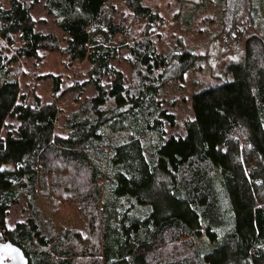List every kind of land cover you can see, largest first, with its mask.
Returning <instances> with one entry per match:
<instances>
[{
  "label": "trees",
  "instance_id": "trees-1",
  "mask_svg": "<svg viewBox=\"0 0 264 264\" xmlns=\"http://www.w3.org/2000/svg\"><path fill=\"white\" fill-rule=\"evenodd\" d=\"M40 1L0 2V135L8 117L19 122L0 139V241L29 264H264V39L249 37L233 79L194 93L184 134L165 139L176 119L159 90L195 54L161 50L153 7L123 0L126 13L105 21L110 0H45L59 38L35 29ZM123 50L128 81L112 63ZM52 53L90 65L93 93L64 113L22 92ZM54 75L52 92L63 82ZM62 152L73 165L64 184ZM60 186L81 229H56L37 209L40 193L61 201ZM21 197L29 216L8 229Z\"/></svg>",
  "mask_w": 264,
  "mask_h": 264
},
{
  "label": "rangeland",
  "instance_id": "rangeland-1",
  "mask_svg": "<svg viewBox=\"0 0 264 264\" xmlns=\"http://www.w3.org/2000/svg\"><path fill=\"white\" fill-rule=\"evenodd\" d=\"M0 2L7 3L8 0ZM144 2L152 6L157 13L151 33L159 40L161 50L164 52L190 50L195 54L182 75L171 78L160 88L157 96L161 106L173 113L176 119V123L167 128L165 134L167 139L172 134H184V123L193 115L192 95L212 85L231 81L233 74L230 65L243 60L249 37L258 35L264 39V0H144ZM44 3L45 0H41L32 10V16L36 20L35 29L53 32L62 38L57 22L48 13ZM106 7L105 21L111 16L127 11V5L123 0H110ZM126 55L127 52L123 50L122 56L112 63L124 71L128 81L129 68L124 58ZM49 57L50 59L26 71V77L21 81L22 92H36L41 100L58 104L60 111L64 113L77 98L82 100L93 93V86L83 85L88 83L90 65L87 61H69L60 54L61 59H56L55 53ZM55 73L60 74L58 78L61 82L62 77L63 82L61 88L52 92L51 83L47 79L53 82ZM18 123L14 117H8L0 139ZM62 123L63 118L58 124ZM61 154L63 158L60 163L67 177L56 178L55 182L60 181L64 184L70 176L68 174L73 170V165L70 163L72 157L69 153ZM35 170L38 177V171L40 174L42 171L39 163L35 164ZM60 188L61 201L52 203L44 196L46 194H38L39 201L36 197L34 199L37 209L52 220L56 229H81L82 223L79 220L81 207L72 198L73 194L70 191L62 186ZM46 190L49 191V187H46ZM29 213L28 201L21 197L8 210L6 226L12 229L17 223L24 221Z\"/></svg>",
  "mask_w": 264,
  "mask_h": 264
},
{
  "label": "water",
  "instance_id": "water-1",
  "mask_svg": "<svg viewBox=\"0 0 264 264\" xmlns=\"http://www.w3.org/2000/svg\"><path fill=\"white\" fill-rule=\"evenodd\" d=\"M0 241V264H29V259L23 249L17 244L7 239L4 233H1Z\"/></svg>",
  "mask_w": 264,
  "mask_h": 264
}]
</instances>
